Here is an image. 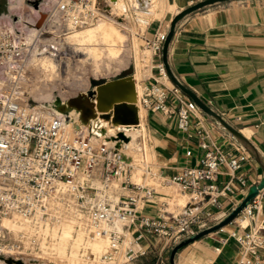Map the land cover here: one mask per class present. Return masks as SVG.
Wrapping results in <instances>:
<instances>
[{
  "label": "built area",
  "instance_id": "obj_1",
  "mask_svg": "<svg viewBox=\"0 0 264 264\" xmlns=\"http://www.w3.org/2000/svg\"><path fill=\"white\" fill-rule=\"evenodd\" d=\"M118 2L125 7L120 10ZM148 2L47 0L39 28L38 10L32 22L22 24L45 39L41 51L55 60L69 33L107 20L114 12L136 17L147 10ZM165 36L166 30L157 29L145 38L150 63L161 78L167 73L156 58ZM35 47L22 33L0 27V218L16 214L45 226L75 219L87 236L104 241L99 255L103 264H132L147 255L150 249L140 242L146 232L163 241L153 264H169L166 255L175 244L221 220L214 212L221 200L235 208L237 197L246 196L251 185L242 168L251 155L242 146L233 154L214 143L208 130L193 121L195 103L177 87L170 90L175 98L171 102L169 90L155 78L141 86L135 106L173 120L199 152L195 165L183 166L172 176L157 171L144 150L131 158L115 139L72 132L59 115L39 117L21 89L32 75ZM185 154L190 156L191 150ZM222 176L227 179L220 182ZM155 182L175 186L173 196L156 198ZM146 208L153 212L146 213ZM231 223L236 224L228 233L237 245L236 264H264V186ZM20 248L19 242H6L0 233V264L15 263Z\"/></svg>",
  "mask_w": 264,
  "mask_h": 264
},
{
  "label": "crops",
  "instance_id": "obj_2",
  "mask_svg": "<svg viewBox=\"0 0 264 264\" xmlns=\"http://www.w3.org/2000/svg\"><path fill=\"white\" fill-rule=\"evenodd\" d=\"M199 1L201 0H165L163 14L147 26L145 37H151L157 29L167 32L170 20L177 12ZM150 2L151 0L148 2L149 6ZM156 61L162 62L161 55ZM166 62L173 77L239 131L264 161V0H230L185 16L174 27ZM132 78L137 87V99L139 83L134 75ZM154 78L169 90V98L174 103L175 98L170 90L176 87L175 84L168 75L167 78L159 77L152 64L144 70L140 85L153 83ZM180 93L190 99L182 91ZM138 112L140 116L137 130H145V123L155 140L156 164H152L157 171L169 177L179 168L197 163L199 152L194 142L177 130L173 120L145 109L143 111L140 105ZM193 121L204 126L211 140L223 150L234 154V148L241 146L199 108ZM109 126L113 125L109 123ZM88 128L90 130V125ZM187 150H191L190 156H186ZM242 173L251 186L258 184L263 176L262 168L252 156L244 164ZM226 179L224 176L219 177L220 182ZM154 187L158 199L165 195L173 196L175 186L167 187L155 182ZM243 198L240 195L237 201ZM232 209L231 204L221 200L220 208L214 212L222 219ZM144 211L153 212L151 208ZM234 228L236 224L230 223L223 231L214 232L187 245L185 249H193L188 258L190 263L236 264L237 245L228 237V233ZM157 241L158 239L143 232L140 242L151 252Z\"/></svg>",
  "mask_w": 264,
  "mask_h": 264
},
{
  "label": "rangeland",
  "instance_id": "obj_3",
  "mask_svg": "<svg viewBox=\"0 0 264 264\" xmlns=\"http://www.w3.org/2000/svg\"><path fill=\"white\" fill-rule=\"evenodd\" d=\"M46 2L47 0H0V27L5 26L17 34L22 33L24 37L29 36L32 43L36 44L30 61L32 75L21 85L29 108L36 111L39 117L62 116L56 104L69 102L81 97V94L94 91L92 80H113L127 69H132V76L139 83L138 92L141 95L140 80L152 59L151 52L145 45V30L148 23H153L152 20L163 14L165 0H151L149 9L146 10L148 14L124 18L114 12L107 20L74 30L69 40L63 39L60 42L55 62L48 54H40L45 39L35 32L31 33V26L24 27L22 24L26 20L32 22L39 14L37 10L44 13ZM122 5V2H118L117 7L121 10ZM104 24L107 25V31L101 32L98 26ZM87 28L91 30L87 32ZM135 92L137 94L136 83ZM136 109L140 116L138 104ZM70 114L73 119L71 123H65L66 127L72 132L80 130L90 136L88 125L80 119L81 116L78 114L76 117L72 111ZM144 126L145 130L128 131L131 136L126 140L119 136L117 130L107 132L102 137L91 136L99 137L100 140L115 139L122 152L131 158L139 157L141 150H144L146 160L156 164L155 140L145 123ZM0 222L2 239L6 242L17 241L21 245L20 256L11 264H103L99 255L105 248L104 241L99 239V242L98 239L87 236L82 231L80 222L75 219L45 226L14 214L0 218ZM162 245L163 241L158 240L151 252L137 258L132 264H153ZM185 247L177 252L175 264H191L188 258L193 249ZM169 253L170 251L167 258ZM182 259L184 261L181 262Z\"/></svg>",
  "mask_w": 264,
  "mask_h": 264
},
{
  "label": "water",
  "instance_id": "obj_4",
  "mask_svg": "<svg viewBox=\"0 0 264 264\" xmlns=\"http://www.w3.org/2000/svg\"><path fill=\"white\" fill-rule=\"evenodd\" d=\"M226 1L230 0H201L177 12L170 20L165 39L162 43L161 59L168 77L175 84V86L180 91L185 93L202 112L213 118L224 130H226L233 138H235L240 143V145L259 163L263 171V176L257 185H253L249 188L248 193L240 201V203L219 222L175 244L171 248L169 253V264H175V256L181 248L209 234L217 232L219 229L230 224L246 207L250 200L257 195L258 190L264 186V161L261 159L255 148L244 138V136L239 131H237L234 127L227 123L209 106L202 103L187 88L181 85L171 74L166 62L167 48L173 35L175 25L185 16L199 9ZM44 18L45 15L43 13H40L39 18L35 23L36 28H39L41 26ZM91 85L93 88H95L94 91H90L89 93L95 100L94 105L90 104V102H88L87 100H80L81 97L72 99L69 101V103H75L78 106L83 105L87 110L97 112L99 117L103 118L106 122H109L111 124H132L137 122L138 115L135 106L136 92L135 83L132 78V69L124 70L123 72H121V74H119L117 78L113 80H92Z\"/></svg>",
  "mask_w": 264,
  "mask_h": 264
},
{
  "label": "bare ground",
  "instance_id": "obj_5",
  "mask_svg": "<svg viewBox=\"0 0 264 264\" xmlns=\"http://www.w3.org/2000/svg\"><path fill=\"white\" fill-rule=\"evenodd\" d=\"M121 7L123 8L125 6L122 5ZM147 9H149V5H148ZM142 13L143 14H148L149 12L145 11V12H142ZM106 27H107V25L105 26V24L104 25H99L98 29L101 32H104V31L106 32L107 31ZM86 30L88 32L89 30H91V28H87ZM29 31L31 33H33V32H35V29L34 28H29ZM74 32L75 31H73V32L69 33L68 35H66L64 37V41L69 40L68 39L69 36L72 35ZM26 39L29 41L30 37L28 36V37H26ZM36 50H39V49L36 48ZM41 53H42V51H40V54ZM53 62H55L54 59H53ZM56 66H57V64H56ZM89 93L90 92H88L86 94H81L80 100H82V101L87 100L88 102H90V104L94 105L95 100L93 99L92 95L89 94ZM56 108L62 114V116H63L62 118L64 120V123H66V122L68 124L71 123V121L73 119L71 117V114H70L71 111L76 114V117H78V114H79V117L81 116L80 119L84 122V124L90 125V130H88V133H89L90 136L91 135H96V136L98 135L99 137H102V136H104L105 132L107 131V129L109 127V129H111V130L108 129V132L117 130V131H119V136L122 137V139L126 140V138L131 136L130 133H127L126 131H130V130L137 131L138 120H137L136 123H132V124H112L113 126H109V122L102 121L99 118V115H98L97 112H95V111L92 112L90 110H87L86 107H84L83 105L78 106L75 103L73 104V103H69V102H64V103L56 104ZM33 112L35 114H37L36 111H33ZM98 241H99V239H98Z\"/></svg>",
  "mask_w": 264,
  "mask_h": 264
}]
</instances>
